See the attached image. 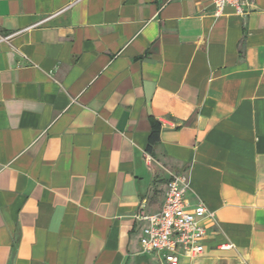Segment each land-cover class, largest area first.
<instances>
[{"label":"crops","instance_id":"0c3cea01","mask_svg":"<svg viewBox=\"0 0 264 264\" xmlns=\"http://www.w3.org/2000/svg\"><path fill=\"white\" fill-rule=\"evenodd\" d=\"M253 3L0 0V264H162L135 214L160 209L176 171L215 211L181 264H264Z\"/></svg>","mask_w":264,"mask_h":264},{"label":"built area","instance_id":"2783aa9c","mask_svg":"<svg viewBox=\"0 0 264 264\" xmlns=\"http://www.w3.org/2000/svg\"><path fill=\"white\" fill-rule=\"evenodd\" d=\"M216 13L232 6L239 14L247 15L254 9V0H213ZM192 189V179L187 171L169 175L161 207L148 213L140 206L136 220L147 223L141 229L140 252L155 253L162 264H181L182 260L196 257L207 250L209 233L202 219H214L215 211L197 196L194 206L186 202V194ZM235 243L218 244L220 249H233Z\"/></svg>","mask_w":264,"mask_h":264}]
</instances>
